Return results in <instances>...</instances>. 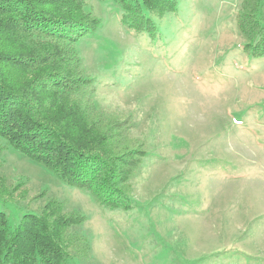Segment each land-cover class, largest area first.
Masks as SVG:
<instances>
[{
  "label": "rangeland",
  "instance_id": "374dc122",
  "mask_svg": "<svg viewBox=\"0 0 264 264\" xmlns=\"http://www.w3.org/2000/svg\"><path fill=\"white\" fill-rule=\"evenodd\" d=\"M242 1L179 0L152 37L125 27L111 0H89L101 26L77 50L96 108L132 121L133 146L149 150L135 207H103L0 137V178L28 191L0 203L11 226L55 197L86 218L89 255L73 264H264V59L238 47Z\"/></svg>",
  "mask_w": 264,
  "mask_h": 264
},
{
  "label": "trees",
  "instance_id": "16d2710c",
  "mask_svg": "<svg viewBox=\"0 0 264 264\" xmlns=\"http://www.w3.org/2000/svg\"><path fill=\"white\" fill-rule=\"evenodd\" d=\"M111 1L125 27L152 37L157 23L179 8V0ZM262 4L243 0L237 15L244 40L238 47L255 61L264 59ZM88 5L89 0H0V137L103 207L128 211L135 207L131 181L149 150L133 146L132 121L96 108V80L85 75L77 50L101 26ZM236 116L244 124V114ZM27 195L0 178V203L25 201ZM85 219L52 197L40 213L24 212L12 227L0 206V264H73L88 257L90 240L78 231Z\"/></svg>",
  "mask_w": 264,
  "mask_h": 264
}]
</instances>
